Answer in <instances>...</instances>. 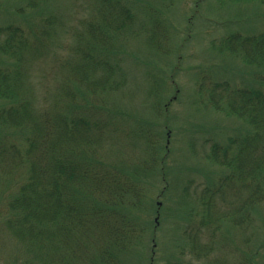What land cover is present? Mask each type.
Segmentation results:
<instances>
[{
  "label": "trees",
  "instance_id": "16d2710c",
  "mask_svg": "<svg viewBox=\"0 0 264 264\" xmlns=\"http://www.w3.org/2000/svg\"><path fill=\"white\" fill-rule=\"evenodd\" d=\"M11 1L0 4V171L13 173L1 176L11 192L0 198V221L27 255L45 264H126L147 242L144 260L155 264L160 213L171 204L178 246L161 262L188 253L209 264L200 260L212 250L203 248L207 232L219 260L229 255L224 263L264 264V27H244L264 22V0H227L249 6L231 21L204 18L196 2L187 18L226 25L209 47L220 73L193 81L198 106L237 122L223 143L207 130L203 158L221 168L215 177L204 171L199 190L187 157L193 141L171 122L183 90L179 64L167 57L173 0ZM217 199L227 202L221 213Z\"/></svg>",
  "mask_w": 264,
  "mask_h": 264
},
{
  "label": "rangeland",
  "instance_id": "374dc122",
  "mask_svg": "<svg viewBox=\"0 0 264 264\" xmlns=\"http://www.w3.org/2000/svg\"><path fill=\"white\" fill-rule=\"evenodd\" d=\"M3 0H0V4ZM11 3H13L11 0H9ZM9 2V4H10ZM199 3L198 10L199 15L203 16L207 19H213L218 20L221 19L223 21L225 20H233V17L236 16L238 11H241L242 9L248 8L249 6H245V4H236V3H230L227 0H173V5L170 8L169 14H168V23L170 26L171 31L173 34H171V37H169L168 45L171 47V52L167 55V57L171 58V60L174 61L175 66L177 64L175 79L178 80V83L183 85V90L178 95V98L172 103V112L174 111L175 114H173L171 122L174 125H177L180 123L185 129V134H187V138H191L193 141L192 149L194 151V154L191 153L187 157H189V161L193 164V173H190L191 176H193V181L191 183V188H194L196 185V190H199L203 187L204 180L202 178L204 171H212L214 173V177L217 176V173L220 170V166H208V161L203 158L204 151L208 149V142L206 141V138L208 136L207 130H211L212 132L216 133V139L219 143H223L226 136H233L236 131L234 130L236 128L237 122L231 121L228 118L224 117L223 114L219 113L216 114L215 112H210L209 110H204L202 106L197 100L199 99V96L195 94V88H194V78L195 77H203V75L208 74H218L220 73L219 69L217 68V60H219V65L221 66L222 61L221 59L215 57V53L212 52L210 47V42L213 39H218L222 35L225 34L224 28L225 26L221 27H215L210 25V23L206 22L201 18L198 14L194 13V15L191 17V22H189L190 25H188V16H190V13L192 9H195V4ZM236 12V14H235ZM243 12V11H242ZM251 11L244 10L243 14L248 15ZM254 10L251 12L253 13ZM5 15V14H0ZM245 18V17H244ZM240 20V19H239ZM248 20V18H247ZM246 20V21H247ZM216 22V21H215ZM221 22V21H220ZM247 23L250 25H244V27H251L254 28H262L264 27V22L260 20H256L255 18H252V21L248 20ZM173 27V28H172ZM189 28L190 33H188V37L185 35V29ZM169 33V30L168 32ZM175 49V53H174ZM181 58L177 62L175 55H180ZM134 60L127 58L125 60V66L127 69H133V74L136 79H140V77H143L137 69H134L133 65ZM207 66V68H206ZM168 67H170L168 65ZM143 70V75H144ZM206 72V73H205ZM131 76L130 77H134ZM139 94V93H138ZM204 98L206 93H200ZM138 98H141L140 95H138ZM205 101V100H204ZM3 102V100H0V104ZM214 127V128H212ZM2 132V131H1ZM210 132L209 134H213ZM179 138V144L178 140L176 145L174 146L175 152L179 155V153H182L185 146L181 147V137ZM173 146V145H172ZM173 148V147H172ZM131 149L126 150L125 154L126 156L133 158L135 151ZM182 151V152H181ZM192 151V150H191ZM172 152V149H171ZM207 161V162H206ZM206 168L203 170V168ZM1 168V167H0ZM10 174L4 173L0 171V198L2 194L10 193L11 188L8 189L9 184L8 181L5 182V179H10V176H12V171L9 172ZM6 174V175H3ZM5 177L3 180L2 177ZM7 176V177H6ZM5 183V184H4ZM171 186L173 187V193L181 192L182 188L175 183H172ZM8 190V191H7ZM159 191V189H157ZM156 190L155 193H150V201L153 203V199L156 198ZM5 197V196H4ZM148 197V196H147ZM155 201L161 202V198L155 199ZM218 206L216 207L217 212L221 213L224 211V209L227 207V202L222 201V199H217ZM162 205V202L161 204ZM166 205V204H165ZM164 205V206H165ZM5 201L0 202V209H4ZM2 207V208H1ZM177 211V207L172 206L171 204H168L167 209L163 207L161 213H160V225L156 231V236L154 238V246L156 245V260L155 264H165V262L160 261V256H166V253L169 251L170 253H173L174 250L178 246V241L176 238V229L173 222V213ZM163 216L165 218L163 219ZM158 216V215H157ZM139 220L142 223L143 212L138 214ZM155 219V217L153 218ZM1 220V219H0ZM224 229L223 225H220V228L218 229V232L215 233V235L211 238L212 244L218 243V239L220 236V231ZM203 239L207 238L208 241L202 243L203 248L206 246V250H208L209 246L212 247V250H210L209 256L200 257V260L202 263L207 262L209 264H212L210 261L213 259L215 262L213 264H226L224 263L226 259H229V255L225 257V259L219 260L220 257L223 256V254L220 252V248L218 247L217 250L214 246L210 244V237L207 235V232L203 234ZM146 237V235H145ZM214 240V241H213ZM210 244V245H209ZM219 245V244H218ZM148 243L145 242L144 247H142V252L138 254L137 251H133L132 253H129L126 257V264H148V261L144 260L148 256L149 248ZM228 257V258H227ZM179 262H175L174 264H189L192 262V264H200V261L195 260L192 258L188 253H185L182 257H180ZM41 260V264H45V259L40 258L37 259L36 257H29L27 253L24 251L23 245L21 241L19 240L18 236L15 233H11L10 230L6 229L4 224L0 221V264H40L38 261ZM160 261L159 263H157ZM197 261V262H196ZM66 263V262H65ZM64 260L62 259V262H59L58 264H65ZM46 264H51L49 260H46Z\"/></svg>",
  "mask_w": 264,
  "mask_h": 264
}]
</instances>
